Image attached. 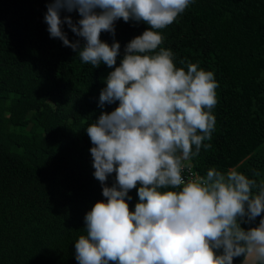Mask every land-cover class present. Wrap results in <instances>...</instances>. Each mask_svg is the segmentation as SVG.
<instances>
[{"label": "trees", "instance_id": "obj_1", "mask_svg": "<svg viewBox=\"0 0 264 264\" xmlns=\"http://www.w3.org/2000/svg\"><path fill=\"white\" fill-rule=\"evenodd\" d=\"M48 3L0 0V264H78L75 241L84 233V216L105 199L85 129L117 106H99L113 69L83 64L50 37ZM146 27L119 19L114 37L102 32V41L120 43L116 66ZM64 31L78 39L66 24ZM161 31V47L174 52L178 67L185 58L198 62L218 83L215 130L204 141L210 147L190 160L194 171L264 174V0H193ZM129 195L134 209L137 189Z\"/></svg>", "mask_w": 264, "mask_h": 264}, {"label": "clouds", "instance_id": "obj_2", "mask_svg": "<svg viewBox=\"0 0 264 264\" xmlns=\"http://www.w3.org/2000/svg\"><path fill=\"white\" fill-rule=\"evenodd\" d=\"M193 0H49L44 22L51 38L83 64L113 69L104 78L101 112L85 129L94 177L105 199L84 216L75 241L78 264H264V174L209 168L185 178L186 161L210 145L218 83L212 71L163 44V29ZM77 12L74 22L70 15ZM147 25L124 48L101 40L115 22ZM78 38H68L64 25ZM115 174L108 186L109 176ZM137 189L132 209L130 190ZM261 217L258 224H254ZM242 224L250 225L248 228ZM254 225V226H252Z\"/></svg>", "mask_w": 264, "mask_h": 264}, {"label": "built area", "instance_id": "obj_3", "mask_svg": "<svg viewBox=\"0 0 264 264\" xmlns=\"http://www.w3.org/2000/svg\"><path fill=\"white\" fill-rule=\"evenodd\" d=\"M186 164V167H185V172H184V175H185V178H194L196 176H199L195 171H194V168H193V165L191 163V161H186L185 162Z\"/></svg>", "mask_w": 264, "mask_h": 264}]
</instances>
